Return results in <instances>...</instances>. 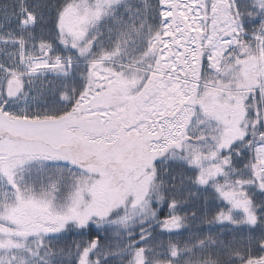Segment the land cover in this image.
<instances>
[{"label": "snow or ice", "instance_id": "1", "mask_svg": "<svg viewBox=\"0 0 264 264\" xmlns=\"http://www.w3.org/2000/svg\"><path fill=\"white\" fill-rule=\"evenodd\" d=\"M0 264H264V0H0Z\"/></svg>", "mask_w": 264, "mask_h": 264}]
</instances>
